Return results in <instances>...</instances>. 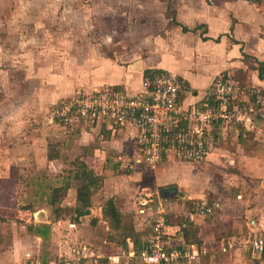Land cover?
Here are the masks:
<instances>
[{
	"label": "crops",
	"instance_id": "1",
	"mask_svg": "<svg viewBox=\"0 0 264 264\" xmlns=\"http://www.w3.org/2000/svg\"><path fill=\"white\" fill-rule=\"evenodd\" d=\"M110 2L111 4L116 3L117 10L139 11L138 13L143 15L145 24L140 28H135L131 33L126 31L124 39L128 43L122 41L127 45L126 47H119L121 48L119 49L114 46L108 51L109 53L104 55L101 53L86 55L80 51L61 53L60 72H58L60 85L49 86L52 90H48L49 93L47 92L44 96L48 104L72 98L77 92L93 93L105 88L117 89L134 96L144 91V78L147 73L154 70L167 71L183 79L187 86L183 95L185 104H195L204 99L208 89L221 74L247 70L243 53L259 62H264V7H261L264 4H255L248 0H222L209 5L206 0H187L184 4L180 3L177 6V17L175 10L169 9L174 13L173 17L169 18L166 17V14H169L168 8L166 9L154 0H110ZM173 19L179 25L171 24ZM183 26L189 31L184 32ZM82 40H84L83 37ZM248 76L249 82L253 87L260 89L263 97L262 105H260L254 121L255 130L246 133L250 135V139L246 137V134L239 135L237 130L230 133L228 124H223L225 126L222 127L221 139L219 138L218 145L215 146L206 161L188 163L180 162L172 157L166 158L163 161L166 164L164 163L165 165L161 167L159 165L162 163H160L159 168H156L159 171L156 177H153L155 178L153 181L157 182L152 181V183L157 187L161 186L159 182L167 181L169 183L164 184L160 192H156L157 204L154 202L146 215L138 213L134 201L142 191L135 193L133 200L130 201L128 196L124 195L130 183L121 185L120 183L123 181H120L119 184L108 185L111 180L108 175L112 164L111 158L119 153L111 151L112 148L107 147H111V144L115 142H125V140L118 141L123 136L126 139L128 137L126 134L123 135L122 131L129 132L135 140L134 129L120 128L111 131L109 127H106L109 123L104 129H102L103 125L100 126L102 142L94 144L96 148L91 149L93 154L89 157L90 150L88 151L86 147L96 138L95 131L86 132L82 129L63 137L59 143L61 149L68 151L77 147L76 149L80 150L76 156L77 160L85 163L97 175H103V186L92 196L89 214L78 216L76 197L77 188L80 185L74 188L71 183H80L79 181L66 177L63 178L62 185L52 183L45 185V192L49 187L68 186L60 211L55 213L53 208L45 202L44 209L33 214L36 225L30 231L32 235L25 232L26 236L13 239L11 250L2 252L1 249L0 264H22L26 262L28 256H33L30 252L36 253L35 249L38 247L40 252L43 251V260L41 261L44 264L67 262L105 264L108 257L112 256H120V264H135L133 259H129L125 255L130 251H138L141 245L148 240L152 232L153 218L156 217L158 210L166 218L165 233L170 245L178 244L181 240L185 241L183 232L188 230L195 233L201 242V245L190 244L208 249L210 256L198 259L197 263L232 264L234 258H238L244 263L247 259L250 260L249 256L238 252H241L240 243L250 234L258 233L264 236V151H262L264 150V140L259 141L262 150L258 152L260 148H256L254 151L248 152L249 157L244 168L231 161L232 159L227 156V149L219 148L220 144H227L230 135L231 140H236V152L237 150L244 152L245 149L240 150L238 147H242L245 143L250 144L251 147L254 146V143H258L256 140L259 137L256 138V136L263 135L264 137V79L259 78L257 71H249ZM36 140H33L36 141L35 143L26 145L25 152L36 161L41 160L42 162L39 164L42 165H39V168H42L46 166L49 152H47V147L39 144V139ZM63 152L48 162L62 161L65 165L67 159L63 160ZM257 153H262L263 156L258 155L260 158H252L256 157ZM229 155L234 154L229 152ZM220 157H223L224 160L225 157L228 158L226 161L227 170L222 174L218 173V167H224L219 162ZM140 158L135 159L138 163L134 166L136 169L142 167L139 166L140 164L147 163L143 158ZM178 166L186 176H176V171H181ZM74 170H76L75 167ZM167 171H169L168 176L164 175L167 174ZM134 176L137 179L139 175L136 172ZM244 176L249 177L248 182ZM256 176L260 180L255 181ZM140 178H144V175H141ZM188 178L192 179L193 184L183 181ZM250 183L256 184L257 189ZM219 185L226 191L234 188L240 189L239 192L244 193V195L237 196L239 200L244 198V202L240 201V204L245 209L241 210L240 215L226 210L229 204L220 202L221 192L217 190ZM260 192L262 194L257 195ZM230 197L233 199L231 194ZM110 200L114 201L123 218V223L133 221L135 232L131 236H125L123 231L112 228L105 220L103 216L104 204ZM211 200H215L216 203ZM95 201L99 202L97 206ZM259 203L260 205H258ZM200 205L208 206L210 212L205 216L200 215L198 212ZM217 207L222 208L219 213L215 210ZM67 211L73 222L66 218ZM192 212L196 213L197 217L189 228L185 229L182 224L187 215ZM62 214L63 216H59ZM87 222L90 223L88 230L99 231L92 234L93 240L91 236L86 237L85 235L90 233H86L87 227L84 229L85 234L80 231V227L86 226ZM44 226L49 229L46 236L35 234V228ZM60 226H64V230L66 226L69 227V231L72 230L67 234L68 236L69 234L74 235V233L76 236L79 235L75 241L77 245L73 249H69V241L64 243L63 238L67 237L65 235H61L56 241L52 237L53 242L48 243L50 232H54L55 228ZM31 237L37 242L35 246L28 244ZM45 243L49 244V249ZM42 244L47 249L43 250ZM229 244L234 245L233 250H230L228 254H222L220 249ZM74 249H86L85 253L88 259L77 262L73 255ZM212 252L217 253L214 255ZM254 261H256L255 264L264 263V259H254Z\"/></svg>",
	"mask_w": 264,
	"mask_h": 264
},
{
	"label": "rangeland",
	"instance_id": "2",
	"mask_svg": "<svg viewBox=\"0 0 264 264\" xmlns=\"http://www.w3.org/2000/svg\"><path fill=\"white\" fill-rule=\"evenodd\" d=\"M154 1L166 9L168 8L169 14H166V17L172 18L174 13L169 9L176 12L177 6L180 3L184 4L187 0ZM213 1L215 4L216 1L221 2L222 0ZM115 4H111L110 0H0V252L1 249L2 252L11 250L10 247L14 243L13 239L16 237L32 235L30 229L36 225L33 214L45 207L44 186L51 183L62 185L63 178L73 177L74 171H76L74 167L77 168L79 165L76 156L80 150L78 151L77 147L68 151L67 149L62 150L59 144L61 139L82 129L86 132L95 131L96 138L86 147L88 151L90 150L88 157L93 154L91 149L96 148L94 144L102 142L100 127L89 130L82 128L79 124H73L71 127H66L67 125L64 126L62 123L53 124L51 112L62 107L71 98L48 104L44 96L48 90H52L49 86L60 85L58 72H60L61 53L80 51L86 55L92 53L104 55L114 46L117 48L126 47L128 43L124 39L126 31L131 33L135 28H140L145 24L143 15L138 13L139 11L117 10ZM248 78L243 83V87H253ZM77 94L80 92L75 95ZM262 101L263 97H261V105ZM224 126L218 124L217 132L219 135ZM228 126L230 133H234L235 130L239 132V135L250 132L233 122H229ZM122 134L128 136L127 139L123 136L118 140H125L124 143L115 142L111 144V147H107L112 148L111 151L119 153L111 158L112 164L108 171L111 180H109L108 185L119 184L120 181H123L120 183L121 185L130 183L124 194L125 197L128 196L130 201L133 200L135 193L141 191V193H152L157 198L156 192H160V189L164 187L163 185L169 182H159L161 186L157 187L152 181L159 171L157 170L159 166H164L166 162H162L156 167L143 163V165H139L142 167L134 168L138 164L135 159L140 158L138 156L141 155L140 151L129 132L122 131ZM246 137L250 139L249 134H246ZM257 137L259 140H256L258 143H254V146L251 147L250 144L245 143L242 147H238L240 150L245 149L244 152H238V150L236 152L237 143L236 140H231V135L227 144L222 143L219 148L227 149V156L232 159L231 161L244 168L249 157L248 152L260 148L259 143L261 142L259 141L264 140L263 135ZM219 138L221 139L220 136ZM36 139H39L41 146L47 147V152L53 157L61 155V152L64 151L63 160L67 159L65 165L62 161L49 163L48 160L50 161V159L48 158L46 166L39 168V165H42L39 163L42 161H36L25 152L26 145L35 143ZM218 143L219 141L216 145ZM13 147L14 149H12ZM259 150H262V147L258 149V152ZM229 152L234 155H229ZM258 155L263 156L262 153H257V156L252 158H260ZM220 158L219 162L224 167L219 166L218 173L222 174L227 170L226 161L228 158L225 157V160L223 157ZM136 172L139 175L137 179L134 176ZM166 173L163 174L168 176L169 171ZM176 174V176H186L183 170L176 171ZM141 175H144V178H140ZM244 177L248 182L249 177ZM191 180L189 178L183 179L188 184H193ZM258 180L260 178L256 176L255 181ZM77 183L72 182L71 184L76 188L80 185ZM250 184L257 189L256 184ZM136 186L141 187L137 188ZM217 190L221 192L220 202L229 204L226 210L240 215L241 210L245 209L240 204L244 202V198L239 200L237 196L244 195V193L239 192L240 189L234 188L226 191L221 186ZM260 194L262 192L257 195ZM211 201L216 203L215 200ZM98 203L95 201L96 206ZM155 204H157L156 200ZM221 209L217 207L215 210L219 213ZM59 216H63V214ZM66 216L71 222L68 211ZM89 224L87 222L86 226L80 227L83 234H85L84 229L86 227L88 230ZM63 227H57L54 232H50L48 243L53 242L52 237L56 241L58 237L65 235L68 238H63L64 243L69 241V249H73L77 245L75 241L79 235L76 236L74 233V235L69 234L68 236L67 234L72 230L69 231L67 226L64 230ZM87 232L90 233L85 234L86 237L91 236L93 240L92 234L99 231L90 229ZM36 243L34 238L29 239V245L35 246ZM45 244L49 249V244ZM41 247L43 250L47 249L46 246L43 247V244ZM35 251L36 253L30 252L33 256H28L26 262L29 261V258L43 260V251L40 252L39 247ZM238 253L241 254L242 251ZM233 262L232 264H255L256 261L251 258L244 263V261L234 258ZM199 263L196 260L193 264Z\"/></svg>",
	"mask_w": 264,
	"mask_h": 264
},
{
	"label": "built area",
	"instance_id": "3",
	"mask_svg": "<svg viewBox=\"0 0 264 264\" xmlns=\"http://www.w3.org/2000/svg\"><path fill=\"white\" fill-rule=\"evenodd\" d=\"M143 87L144 91L134 96L112 88L77 94L51 112V122L62 123L66 127L79 124L89 130L107 123L108 127L134 129L136 147L152 167L169 157L188 163L206 161L215 148L211 137L214 123L223 125L233 122L247 131L255 130L254 121L262 93L255 87H243L230 77L225 79L221 75L216 78L204 99L195 104H185L186 83L167 71H150L144 78ZM155 199L152 193L138 194L134 200L138 213L146 215ZM198 212L205 216L210 208L200 205ZM196 217L193 212L187 215L182 227L189 228ZM166 227V218L158 210L148 240L138 251L127 252L125 256L133 259L135 264H193L210 256L206 247L188 244L184 240L170 245ZM240 247L250 258L264 259L263 235L250 234ZM233 248L232 244L224 245L220 252L228 254ZM85 251L73 250L77 262L88 259ZM119 258L108 257L105 264H120ZM25 264L44 263L29 258Z\"/></svg>",
	"mask_w": 264,
	"mask_h": 264
},
{
	"label": "trees",
	"instance_id": "4",
	"mask_svg": "<svg viewBox=\"0 0 264 264\" xmlns=\"http://www.w3.org/2000/svg\"><path fill=\"white\" fill-rule=\"evenodd\" d=\"M172 1V0H171ZM231 1V0H227ZM252 3L255 4H264V0H248ZM207 3L209 5H213L214 1L213 0H207ZM171 24L174 25H179L175 19H173V22ZM184 32H188V28L182 27ZM243 60L244 63L247 66V70H239L234 73H228L225 72L221 74L225 79L230 77V79L238 83L240 85H243V83L246 81L248 78V73L249 71H257L259 78L264 79V62H259L256 59L245 55L243 53ZM114 91H119L115 90ZM106 125H103L102 129L105 128ZM108 127V126H106ZM111 131L120 129L117 126H112L109 127ZM218 124L214 123L212 125V130H211V137L213 139L214 145L216 146L217 142L219 141V133L217 132ZM48 158L52 160L53 157L51 154H48ZM78 165V164H77ZM103 174V173H102ZM74 180H77L80 182V186L77 188V197H76V212L78 213V216H85L89 214V208L91 206V198L92 196L101 189L104 183V176L103 175H97L93 170H90L88 166L85 163H82L79 161V165L76 168V171L72 177ZM68 191V186H60V187H49L48 191L45 192L44 196L46 199V203L51 206L54 210L55 213H58L60 211V206L63 202L64 197L66 196ZM103 216L105 220L110 224L112 228L119 229L123 231V234L125 236H131L134 234V225L133 221L130 220L128 222L123 223V218L121 217L119 210L117 209L114 201L110 200L106 202L104 206V211H103ZM33 228L30 229L32 231ZM48 227H37L35 228V234H39L41 236H46L48 234ZM184 238L185 241L190 244V243H198L201 245V242L199 239L196 237L195 233H192L188 230H184ZM207 260V258H205Z\"/></svg>",
	"mask_w": 264,
	"mask_h": 264
}]
</instances>
